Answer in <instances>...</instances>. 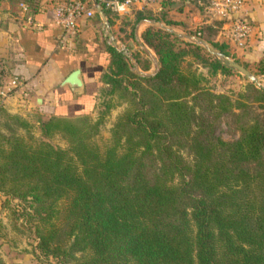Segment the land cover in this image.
<instances>
[{"label":"trees","instance_id":"1","mask_svg":"<svg viewBox=\"0 0 264 264\" xmlns=\"http://www.w3.org/2000/svg\"><path fill=\"white\" fill-rule=\"evenodd\" d=\"M20 1L25 13L36 7L35 0ZM97 1L109 22L114 13ZM151 11L136 10L134 17L155 21L140 37L155 54L156 72L138 73L125 53L108 45L102 90L127 104L112 125L110 142L99 151L87 140L97 122L86 113L35 117L42 137L58 132L68 149L44 139L32 146L16 133L0 132L8 143L0 144V191L29 200L37 248L63 262L264 264V116L250 114L252 103L264 111V87L249 81L239 94L244 99L233 101L204 88L199 76L182 69L186 55L200 58L212 72L232 68L202 55L205 48L196 42L176 43L177 34L156 23L161 19ZM220 24L216 19L212 30ZM210 44L234 58L222 41ZM134 57L141 69L148 68L146 59ZM255 73H264V55ZM229 113L238 121V135L224 140L212 130ZM0 114L26 123L1 104ZM173 142L186 145L190 161Z\"/></svg>","mask_w":264,"mask_h":264},{"label":"crops","instance_id":"2","mask_svg":"<svg viewBox=\"0 0 264 264\" xmlns=\"http://www.w3.org/2000/svg\"><path fill=\"white\" fill-rule=\"evenodd\" d=\"M52 2L35 0L36 7L26 13L30 15L27 20L17 4L10 10L0 1V60L7 73L0 87L13 75L23 83L20 89L0 97V104L7 112L26 119L90 112L109 60L111 38L106 34L107 28L120 45L111 16L109 22L106 18V26L95 12L89 18L80 19L75 32L67 34L51 21ZM153 6L159 8L162 3L159 7ZM239 16L252 25L243 46H235L228 40L224 20L215 31L214 39L222 41L226 50L240 60L255 61L264 55V0H244ZM75 68L82 80V89L77 92L72 86L62 84L63 78ZM22 90L26 96L22 95Z\"/></svg>","mask_w":264,"mask_h":264},{"label":"rangeland","instance_id":"3","mask_svg":"<svg viewBox=\"0 0 264 264\" xmlns=\"http://www.w3.org/2000/svg\"><path fill=\"white\" fill-rule=\"evenodd\" d=\"M0 1L7 4L10 10H13L18 0ZM200 1L205 2V0ZM153 7L151 12L154 16L161 19L159 20V24L174 29L176 33L184 32L194 35L196 31H199V38L208 41L206 42L207 47L203 46L205 50L202 51V55L207 58H217L225 63H227L226 57L232 60L235 58L238 63H245L247 65L245 68L257 78V82H253L231 66L232 71L228 73L220 72L219 70L212 72L209 66L204 64L200 58L194 57L193 55H186L181 61L182 69L184 71L189 70L199 76V84L204 88L214 93L226 94L233 101L236 98L244 99L239 94L245 92L246 83L249 81L253 82L256 86L264 87V73H255L256 60L245 62L235 56L234 58L230 55L225 57L216 56L215 52L217 49L210 44L214 40L215 33L212 30L214 26L211 24H215L216 18L205 11L203 4H199L195 0H189L187 3L182 1L167 2L163 4V7ZM134 13L132 12L131 14L121 16L110 14L113 22L115 21L113 30L120 41V45L118 46L122 47V44L125 54H129L132 58L130 59L127 56L131 69H134L133 61H136L135 55L141 61L146 59L149 65L147 69L143 70L137 63L138 71L150 72L153 70L152 62L139 45V42L135 39V34L140 42H142L140 39V31L151 23L140 19L136 20ZM165 19L169 20V22L165 23ZM205 19L206 21H204ZM137 22L138 26L135 31ZM175 41L178 44H183L191 40L178 36ZM148 49L154 54L151 48L148 47ZM4 78H7L6 68L4 67V62L0 60V85L4 83ZM105 87L102 84L98 89L93 108L90 112L86 113L90 122H97L95 131L87 140L99 151H102L110 142L112 125L117 116L127 106L126 101L120 100L114 95L106 94L102 90ZM233 111L236 112L237 109L233 108ZM253 112L261 113L264 116L263 109L256 106L255 103H252L250 107V114ZM24 120L26 123L20 124L0 114V132L6 136L12 132L16 133L26 143L32 146L37 145L41 139H44L55 146L68 149V142L60 133H52L47 137H42L35 117L30 119L24 118ZM237 122L232 114H222L215 120L212 133L214 136H218L224 140L235 139L238 135ZM176 143H172V148L177 150L186 161H190L191 153L186 145ZM0 144L4 147L8 146L6 140L1 137ZM63 202L64 199L61 198L58 201V207H61ZM29 212L28 199H18L0 191V262L6 264H74V259L70 258L68 261L63 262L58 257L49 254L45 255L39 251L36 246L37 237L34 231V223L36 220L29 217ZM75 255H78V252Z\"/></svg>","mask_w":264,"mask_h":264},{"label":"built area","instance_id":"4","mask_svg":"<svg viewBox=\"0 0 264 264\" xmlns=\"http://www.w3.org/2000/svg\"><path fill=\"white\" fill-rule=\"evenodd\" d=\"M105 8L109 9L116 15L131 14L136 10L158 5L162 2H179L188 0H101ZM204 5L205 11L210 13L216 19L224 20L227 28L228 40L235 46L241 47L252 32V25L239 16L244 0H195ZM17 7L25 15L26 3L20 1ZM51 21L58 25L63 32L69 34L75 32L78 21L82 18H89L96 12L93 4L89 0H54L50 6ZM25 18L30 20V15L26 14ZM198 36V32L194 34ZM23 83L16 76H11L7 82L0 87V97H4L16 89H20ZM26 96L24 90L21 91Z\"/></svg>","mask_w":264,"mask_h":264},{"label":"water","instance_id":"5","mask_svg":"<svg viewBox=\"0 0 264 264\" xmlns=\"http://www.w3.org/2000/svg\"><path fill=\"white\" fill-rule=\"evenodd\" d=\"M97 14L99 15L100 19L102 20V22L107 26V20H106V17L104 15V12L102 10V7L100 5V3L97 1V0H89ZM140 20H143V21H147V22H150V23H153L155 22L153 19H149V18H142ZM158 24L160 22H157ZM138 26V22L136 23L135 25V31H136V28ZM164 26V25H163ZM165 28H167L169 31L177 34L178 36H181V37H186L188 38L189 40L193 41V42H196L204 47H207V43L206 41H204L203 39L199 38V37H195L194 35H191V34H188V33H184V32H179V33H176L174 31V29L170 28V27H167V26H164ZM106 34L107 36H109L111 38V45L117 49V50H121L123 53H125V51H123V49L121 47H119L114 39L112 38V34L110 32V30L107 28L106 29ZM135 39L139 42V45L143 48V50L146 52L147 56L150 58L151 62H152V66H153V70L150 71V72H145V71H138L137 69V63L136 61L134 60L133 61V65H134V70L137 71L138 73L142 74V75H148V74H153L154 72L157 71L158 67H159V64H158V61L155 57V55L153 53H151L148 49V47L140 42L139 38L136 36L135 34ZM216 56H221V57H225L224 55H222L219 51H216L215 52ZM130 59L131 56L129 54H126ZM226 61L228 63L229 66H231L232 68L236 69L238 72H240L241 74H243L244 76H246L247 78H249L251 81L253 82H257V78L254 74H252L248 69H246L243 65H241L240 63L226 57ZM68 84L70 86H72L73 88V91L77 92V91H80L82 89V80L80 78V75H79V70L77 68L71 70L62 80V84ZM39 100V99H37Z\"/></svg>","mask_w":264,"mask_h":264}]
</instances>
